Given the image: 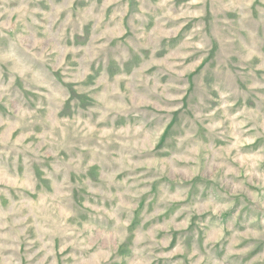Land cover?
<instances>
[{"label": "rangeland", "instance_id": "374dc122", "mask_svg": "<svg viewBox=\"0 0 264 264\" xmlns=\"http://www.w3.org/2000/svg\"><path fill=\"white\" fill-rule=\"evenodd\" d=\"M0 264H264V0H0Z\"/></svg>", "mask_w": 264, "mask_h": 264}]
</instances>
